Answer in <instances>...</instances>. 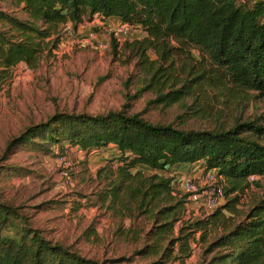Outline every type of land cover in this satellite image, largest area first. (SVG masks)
<instances>
[{
  "label": "trees",
  "instance_id": "trees-1",
  "mask_svg": "<svg viewBox=\"0 0 264 264\" xmlns=\"http://www.w3.org/2000/svg\"><path fill=\"white\" fill-rule=\"evenodd\" d=\"M10 1L12 10L20 9L25 16L0 7V89L16 65L36 69L49 58L69 22L76 25L99 15L116 16L146 32L126 46L149 75V86L159 91L157 102H181L205 86L264 95V0ZM149 49L166 65L156 66ZM194 51L202 59H196ZM181 54L199 65L180 72L175 58ZM37 136L87 152L113 145L115 151L97 170L102 185L94 202L121 219L153 220L144 233L145 241L148 236L152 241L134 255L155 258L151 264L183 262L192 253L196 233L203 230L200 238L205 241L213 230L204 249L211 254L205 264H264V192L248 209L238 207L240 194L250 187L249 177L264 178V122L259 117L236 120L229 128L193 129L149 121L139 112L129 113L127 105L103 114L57 113L11 139L6 153L35 142L30 140ZM198 160L222 176L226 202L202 219H185L186 198L174 192V177L165 172ZM145 221L137 222L141 229ZM26 223L16 208L0 199V264H105L46 239ZM6 227L13 233H4Z\"/></svg>",
  "mask_w": 264,
  "mask_h": 264
},
{
  "label": "rangeland",
  "instance_id": "rangeland-1",
  "mask_svg": "<svg viewBox=\"0 0 264 264\" xmlns=\"http://www.w3.org/2000/svg\"><path fill=\"white\" fill-rule=\"evenodd\" d=\"M0 7L25 16L20 9L12 10L10 0H0ZM119 24L99 15L76 25L69 22L63 28L59 47L49 58H43L38 68L26 63L12 68L10 80L0 89V199L16 208L27 219L29 228L87 258L105 264H151L155 258L134 255V251L152 241L149 236L145 241L144 233L151 230L153 220L142 216L141 220L146 221L145 229H141L137 223L140 219H121L94 202L102 184L97 183L100 167L93 155L78 154L68 142L52 144L41 136L6 153L8 142L27 127L45 123L57 113L103 114L126 105L129 113L139 112L149 121L183 128H229L236 120L258 117L264 122V95L205 86L193 90L184 101L170 105L157 102L159 91L149 86V75L143 73L138 59L126 46V42L141 39L146 32L139 26L117 35ZM148 55L156 66L166 65L154 50L149 49ZM194 56L201 58L196 51ZM196 59L181 54L175 62L178 70L186 74L192 66L199 65ZM166 173L174 177V192L186 198L184 218H204L205 211L188 200V193L179 183L181 175L188 174L186 169ZM263 192L262 177L240 194L238 207L248 209ZM180 225L181 221L176 230ZM12 230L6 227L3 232L13 233ZM120 231L127 232L128 237ZM202 232L196 233L192 253L185 261L166 264H205L211 254H205L204 249L215 231L208 232L205 241L200 238ZM136 233L138 239H134Z\"/></svg>",
  "mask_w": 264,
  "mask_h": 264
},
{
  "label": "built area",
  "instance_id": "built-area-1",
  "mask_svg": "<svg viewBox=\"0 0 264 264\" xmlns=\"http://www.w3.org/2000/svg\"><path fill=\"white\" fill-rule=\"evenodd\" d=\"M131 27L133 26L128 23L120 22L119 28L115 32L117 35L126 34ZM260 178H262L261 175H251L249 181L252 183ZM65 179L66 181L70 180L67 173H65ZM179 183H181L183 191L188 193V200L198 203L206 214L223 205L226 199L222 176L215 168L205 169L204 177H197L195 174L190 173L181 175Z\"/></svg>",
  "mask_w": 264,
  "mask_h": 264
},
{
  "label": "crops",
  "instance_id": "crops-1",
  "mask_svg": "<svg viewBox=\"0 0 264 264\" xmlns=\"http://www.w3.org/2000/svg\"><path fill=\"white\" fill-rule=\"evenodd\" d=\"M111 18L113 19V21H119V18L116 16H112V17L107 18V19H111ZM75 149L77 150L78 154L86 155L89 153L90 155H93L92 158H94L96 160V163H99L98 164L99 167L104 165L106 163L107 159L110 157V155L115 151V148L113 147V145H110L108 147H104L101 149H95V150H92L90 152H87L86 150H83L80 147H75ZM200 167H202V170L207 169L206 162L204 160H198V161L192 162V163H178V164L170 167L169 172H171L173 170H175V172H176V168L177 169L178 168H185L187 173L195 174L197 177H202V170L200 169Z\"/></svg>",
  "mask_w": 264,
  "mask_h": 264
}]
</instances>
